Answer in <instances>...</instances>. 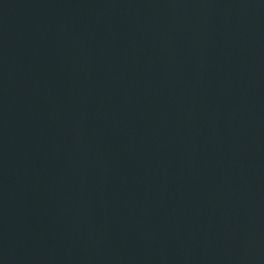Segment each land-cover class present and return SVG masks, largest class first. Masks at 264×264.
<instances>
[{
  "label": "water",
  "instance_id": "obj_1",
  "mask_svg": "<svg viewBox=\"0 0 264 264\" xmlns=\"http://www.w3.org/2000/svg\"><path fill=\"white\" fill-rule=\"evenodd\" d=\"M0 264H264V0H0Z\"/></svg>",
  "mask_w": 264,
  "mask_h": 264
}]
</instances>
